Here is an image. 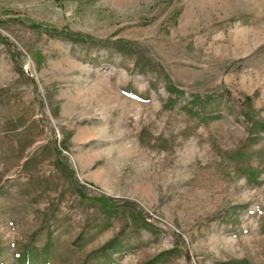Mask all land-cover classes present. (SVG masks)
Segmentation results:
<instances>
[{
	"label": "rangeland",
	"instance_id": "rangeland-1",
	"mask_svg": "<svg viewBox=\"0 0 264 264\" xmlns=\"http://www.w3.org/2000/svg\"><path fill=\"white\" fill-rule=\"evenodd\" d=\"M0 33V264H264V0H0Z\"/></svg>",
	"mask_w": 264,
	"mask_h": 264
},
{
	"label": "trees",
	"instance_id": "trees-1",
	"mask_svg": "<svg viewBox=\"0 0 264 264\" xmlns=\"http://www.w3.org/2000/svg\"><path fill=\"white\" fill-rule=\"evenodd\" d=\"M29 27L34 31L44 32L47 35H49L50 37H53V38L59 37V38H62V39L66 40L70 43L83 44V45H87V44L97 45L98 44L100 46H117V45H120V47H123V48H132L133 46L134 47L136 46L134 43H130V42H127V41L121 40V39L117 40V42L104 41L102 43H98L95 39L91 38L89 35H83V34H79V33L70 32L66 28L59 29V28H55V27H49V26L44 25V24H37L34 21H31L29 23ZM0 40H2V42H4V44L8 45L9 47L13 48L14 50L16 49L14 44L12 45V43H10V41H8L4 36H2L1 33H0ZM14 53L17 55L16 52H14ZM171 94L177 96L178 98L180 97V93L177 91H173ZM251 103H252V99L250 97H247L246 100L244 101V104L246 106H250ZM245 118L247 119V121H249L253 124H255V123L259 124L262 128V132L264 133V122H261V121L256 122L255 118L253 119L249 115V113L245 116ZM56 145H57V142H56ZM56 150H57L56 154H57V160H58V164H57L58 168H60V167H63L64 169L68 168L69 167V165H68L69 159H67V157L62 154V151L59 150L58 145H57ZM71 174L73 177V189H75L76 193L80 196V198L82 200H92L93 199L96 202L101 203L105 207H114L117 205L127 204V205L131 206L132 208H134L136 212L138 211V213L143 218V220H145L147 223H149L150 217L148 216L147 213L144 212V210L139 206V204L132 203L129 201L114 200L108 196L98 194V193H94L91 195L90 190L81 184V182L79 181V179H78L77 175L74 173V171L71 170ZM174 243H175L178 251L180 252V254L184 256V253H187V246H186L184 238H181L177 234H174ZM106 250H108V249H106ZM112 250L115 251V249H112ZM19 261H22L21 264H32L31 259L30 260L21 259Z\"/></svg>",
	"mask_w": 264,
	"mask_h": 264
}]
</instances>
